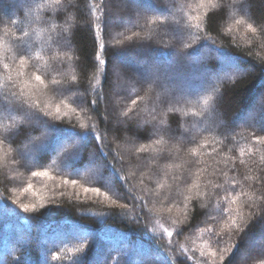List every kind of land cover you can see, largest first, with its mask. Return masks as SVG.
<instances>
[{
	"label": "trees",
	"instance_id": "16d2710c",
	"mask_svg": "<svg viewBox=\"0 0 264 264\" xmlns=\"http://www.w3.org/2000/svg\"><path fill=\"white\" fill-rule=\"evenodd\" d=\"M117 1L0 0V264H264V0Z\"/></svg>",
	"mask_w": 264,
	"mask_h": 264
},
{
	"label": "snow or ice",
	"instance_id": "6c2138e0",
	"mask_svg": "<svg viewBox=\"0 0 264 264\" xmlns=\"http://www.w3.org/2000/svg\"><path fill=\"white\" fill-rule=\"evenodd\" d=\"M237 0H234V3H236ZM56 3H60V0H56ZM215 6V5H214ZM241 12H244V4L240 3V9ZM223 12V8H221V13ZM161 24L164 23V21H160ZM236 23L240 24L243 23L242 20H237ZM249 31H255L251 25L248 26ZM27 36V33L24 34ZM194 53H188V55H193ZM20 55H23V52L20 53ZM179 55V54H178ZM101 64L104 63L103 60L100 61ZM21 67L24 65V60H20ZM203 62L200 61H193V65L197 68L199 65H203ZM200 71V70H197ZM202 72V71H200ZM20 75H23V72H20ZM11 79V78H9ZM33 79L41 84H43V80L41 79L40 75H34ZM157 80L159 81L158 87L169 94L171 99L169 100V103L176 102L178 103L179 100L177 97L183 96L188 90L193 89L196 87L195 81L187 75H181L179 78L176 76H170L167 74H164L163 78H161L159 75H157ZM212 99L211 96H208L204 99L203 103L207 105L209 101ZM133 104H136V101H132ZM2 110V108H0ZM58 111V110H57ZM131 111V110H130ZM125 116H128V113H124ZM193 115H196V113H193ZM36 122L41 124L43 126V136L44 139L39 143H33L32 147L35 151L39 152L41 150L43 151H51V152H57L58 156L64 157L63 163L70 164V161L75 159L76 155H78V151L75 149V145L73 144V141L75 140H86L88 139V136L90 133H79L74 131H65L57 126L49 125L46 121L40 119L39 117L35 118ZM83 127V125L81 126ZM10 130V129H9ZM5 141L3 139H0V145H2ZM258 143L264 144V137L258 139ZM23 156V154H21ZM40 173H33V175H39ZM75 183V181H73ZM93 191H99L98 189H92ZM87 191V189H86ZM107 198V197H106ZM235 203V201H233ZM123 207V205H122ZM22 210L24 212H32L35 210L34 207H30L29 205H22ZM259 213L261 215H264V207L259 208ZM178 234V233H177ZM171 235V233H169ZM77 252L83 251V248H77ZM214 255V254H213ZM161 264H169V260L167 258L161 260ZM171 264H180L175 258V255L172 258Z\"/></svg>",
	"mask_w": 264,
	"mask_h": 264
},
{
	"label": "rangeland",
	"instance_id": "374dc122",
	"mask_svg": "<svg viewBox=\"0 0 264 264\" xmlns=\"http://www.w3.org/2000/svg\"><path fill=\"white\" fill-rule=\"evenodd\" d=\"M122 1H123V0H121V1L119 0V1H117V2H122ZM1 2H7V3L9 2V3H10V0H1ZM143 3H145V1H144ZM117 4H118V3H117ZM132 4H133V3H132ZM117 6H118V5H117ZM145 6H147V3H145ZM22 72H23V75H22V76L20 75V76H21L20 79H24V71H22ZM25 120H28L29 122H30V121L32 122V119L29 120L28 117L25 118ZM248 121H249L248 119H247V120H246V119L244 120V122L249 123ZM22 154H23L24 159H25V158H28V157H27V156H28L27 153H25V152L23 153V152H22ZM163 230H166V229H163ZM152 260H153L154 262L161 263V260H162V259H161L160 257H155V258L152 259Z\"/></svg>",
	"mask_w": 264,
	"mask_h": 264
}]
</instances>
